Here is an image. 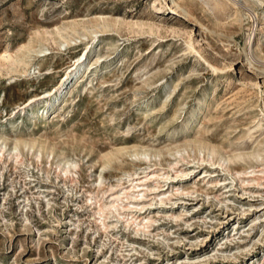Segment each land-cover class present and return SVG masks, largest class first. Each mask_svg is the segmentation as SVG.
I'll return each mask as SVG.
<instances>
[{
	"label": "rangeland",
	"instance_id": "obj_1",
	"mask_svg": "<svg viewBox=\"0 0 264 264\" xmlns=\"http://www.w3.org/2000/svg\"><path fill=\"white\" fill-rule=\"evenodd\" d=\"M237 1L0 0V264H264V0Z\"/></svg>",
	"mask_w": 264,
	"mask_h": 264
},
{
	"label": "bare ground",
	"instance_id": "obj_2",
	"mask_svg": "<svg viewBox=\"0 0 264 264\" xmlns=\"http://www.w3.org/2000/svg\"><path fill=\"white\" fill-rule=\"evenodd\" d=\"M190 2V0H187V2ZM230 4H232V5H234L235 7H236V4H237V0H227ZM245 2L246 1H248L249 2V0H244ZM187 2H186V4H184V3H182L180 0H171V3L176 7V9L177 10H179V11H181V12H183L184 13V15L186 16V17H192V14H191V11H190V9L188 8V6H187ZM214 2H215V4L214 5H218V8H221V9H224V7L226 8L227 7V4H225V3H222L223 2V0H222V2H219V0H214ZM213 2V3H214ZM201 7H205L204 5V2L203 1H201ZM227 9V8H226ZM230 10V9H229ZM234 13L232 14V16H231V18H228V17H226V18H228L229 19V21H226V22H223V23H221V22H219L217 19L215 20L216 21V26L217 27H223L224 25H226V24H234V23H238L239 21V19H238V13H237V10H235V11H233ZM223 13V12H222ZM263 23H264V15L261 17V19L260 20H256V27H255V29H254V31H253V33L251 34V36L249 37V39H248V43H247V47L249 46V50H250V56H249V58H253L254 59V57H256V58H258V59H260V62H262L261 64H262V66H263V68H264V61L260 58V57H257V53H258V51H259V53H261L263 50L262 49H259L257 52H256V50H255V52H254V47H258V43H257V37H258V32L261 30L262 31V29H261V26L263 25ZM106 27H108L107 25H106ZM260 27V28H259ZM256 28H257V31H256ZM221 29V28H220ZM213 33V32H212ZM189 43H190V41H189ZM188 47H190V45L188 46ZM258 49V48H257ZM43 51H40L39 53H42ZM10 57V55H6V54H2V55H0V58H2V59H8ZM11 60V59H10ZM83 60L84 59H82V60H79V61H76L75 63H74V65H75V68H73L72 70H69L67 73H66V76H65V78H64V80L62 81V83L58 86V87H56L55 89H54V91L52 92V93H48L47 95L49 96V95H51V97L49 98V100H48V102H46V106H51L52 104H54V103H56V100L63 94V91H64V89H66L65 87H66V85H65V83L67 82V81H71V80H75L76 78H78L79 76H81L82 74H84V72H85V70H86V68L87 67H84L83 68ZM251 62V61H250ZM214 70V69H213ZM215 71V70H214ZM264 71V70H263ZM76 81V80H75ZM62 97V96H61ZM205 98L203 97V98H201V99H198L197 100V105H201L202 104V102H203V100H204ZM28 107H30V104H28L27 106H26V109H24V110H21V111H23V113L24 112H26V110H27V108ZM43 113V112H42ZM199 114V111H197V110H194L193 112H192V114H191V116H197ZM26 146H27V144H26ZM17 148H18V144H16V146H14V148H13V151L15 152L14 153V157L15 158H17V156H18V150H17ZM212 153H215V150H212ZM144 155V154H143ZM144 159V158H143Z\"/></svg>",
	"mask_w": 264,
	"mask_h": 264
}]
</instances>
